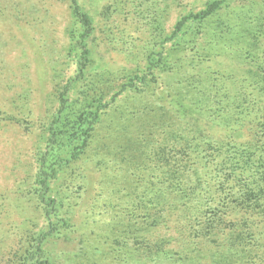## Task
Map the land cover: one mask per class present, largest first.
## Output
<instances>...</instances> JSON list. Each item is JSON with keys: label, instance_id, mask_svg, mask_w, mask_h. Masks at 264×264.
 Listing matches in <instances>:
<instances>
[{"label": "trees", "instance_id": "16d2710c", "mask_svg": "<svg viewBox=\"0 0 264 264\" xmlns=\"http://www.w3.org/2000/svg\"><path fill=\"white\" fill-rule=\"evenodd\" d=\"M232 1L207 0L175 23L172 36L195 26L183 50L189 45L197 58L208 38L212 50L222 41L236 42L232 56L242 61L243 77L231 78L232 84L220 81L225 77L220 53L207 57L217 66L211 72L191 56L190 63L167 69L168 56L148 55L154 79L135 75L104 101L78 90L90 66L94 25L79 0H68L75 70L58 91L29 189L41 223L23 211L13 234L0 218V264H242V257L236 262L233 256L238 258L241 244L256 240L257 232L240 231L239 220H227V211L264 208V17L220 16ZM161 65L166 66L159 72ZM137 82L150 93L138 90ZM218 82L233 86L239 97L227 95L221 104L226 93ZM158 83L160 94L154 92ZM111 110L108 131L116 122L121 132L109 161L114 166L101 156L113 154L110 131L100 135ZM230 121L242 125L237 131L247 141L214 139L205 132L204 124L224 127ZM86 159L114 169L101 176L103 192L90 200L81 193L84 176L76 167ZM4 200L0 195V209Z\"/></svg>", "mask_w": 264, "mask_h": 264}, {"label": "rangeland", "instance_id": "374dc122", "mask_svg": "<svg viewBox=\"0 0 264 264\" xmlns=\"http://www.w3.org/2000/svg\"><path fill=\"white\" fill-rule=\"evenodd\" d=\"M206 1L79 0L81 8L92 19L94 33L88 41L90 66L78 90L95 97L102 95L107 101L124 85L134 82L135 75L143 74L152 81L154 74L146 67L148 55H153L154 60L168 56L167 69L175 63H190L191 56L196 66L211 72L217 66L210 59H214L215 53H220L225 68V77L220 81L232 84L231 78L243 77L245 69L242 61L237 63L236 56H232L236 42L233 41V45L222 41L223 44L212 50L208 38L207 42H203L207 44L206 49L197 48L200 49V58H197V55H191L189 45L187 50H183L195 26L188 24L187 30L178 38L172 36L175 23L190 12L200 10ZM227 12H238L244 17H264V0H233L220 12V16L226 17ZM74 28L68 0H0V195L5 197L0 218L6 232L17 233L18 224L25 217L23 211L29 218L38 221L35 199L29 194L30 183L36 167V154L44 145L46 128L58 106V91L75 70L70 56V32ZM200 39L201 35L197 41ZM185 54L189 56L184 57ZM207 57L210 58L208 61ZM165 66L161 65L157 71L161 72ZM161 75L165 76L166 73ZM136 85L140 90V83ZM160 85L158 83L154 91L157 94L161 92ZM217 86L221 88V93H226L218 99L223 105L227 95L230 98L240 95L233 86H221L219 82ZM141 90L145 92L147 88ZM147 93L150 91L147 90ZM71 96L75 99L76 90L71 92ZM112 112L108 113L100 126L101 136L109 131L112 135L109 141L112 156L101 155L109 166H114L109 161L114 156L121 135L120 131H116V122L108 131ZM245 126L250 128L252 125L246 123ZM241 127L240 124L235 125L234 121L224 127L217 123L204 124L206 134L214 139L225 136L245 142L248 138L243 134L239 137L237 131ZM143 133L147 135L148 131ZM76 167L84 176L81 179L85 191L81 193L89 200L103 192V186L99 185L101 176L114 171L112 168L105 169L107 165L94 164L91 159L79 162ZM235 217L239 220L240 231H256L257 235L256 240L243 242L239 247V257L233 256V259L237 262L242 257V264H264V208L227 211V220ZM38 223H41V219ZM75 235L74 229L72 237ZM226 253L232 257L228 249Z\"/></svg>", "mask_w": 264, "mask_h": 264}]
</instances>
